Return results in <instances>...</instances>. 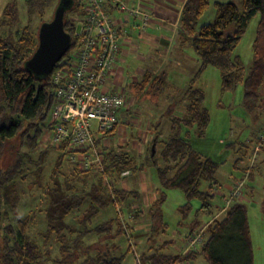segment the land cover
<instances>
[{"label": "trees", "instance_id": "1", "mask_svg": "<svg viewBox=\"0 0 264 264\" xmlns=\"http://www.w3.org/2000/svg\"><path fill=\"white\" fill-rule=\"evenodd\" d=\"M58 1L25 0L29 21H32L35 15L41 19L45 10L52 3H58ZM209 3L210 0H186L183 4L180 15L181 36L183 41L189 42L197 55L198 68L189 79L183 95L186 100L183 115L169 117V134L165 140L160 139L157 130L154 131L151 145L155 143V148L159 145V149L153 155L149 154V158H147L148 163L155 165L157 177L163 189H181L188 200L192 198L200 200V209L209 208L213 198L212 191L217 184L214 174L219 163L193 150L187 140L189 128L195 125L197 133L202 135L209 121V112L202 105L203 91L195 87L197 78L208 65H212L220 71L221 89L232 90L237 83H241L245 100L256 98L258 90L264 82V54L259 53L261 46L264 45V0H242L240 7L233 1H216L213 19L198 26ZM81 5L82 0H72L71 8L64 14V30L70 35L71 47L74 40L75 21L82 13ZM73 10L74 16H70V13L68 16L66 15L68 11L72 12ZM257 13L259 20L253 46L254 58L249 69L245 72L239 56L233 55V51L244 34L249 20ZM44 21L42 18L41 23ZM4 22L5 24L10 23L3 19L1 25ZM230 24L234 25V29L232 33L226 34L225 30ZM37 31L38 29L32 31L26 24L16 39L0 37V239L4 242L0 253L1 264H35L41 259L39 245L27 231L28 224L34 220L33 215H27L26 219L19 220L18 226L16 225L15 228L10 224H3V219L7 217L4 205L9 204L10 191L12 192L14 189L13 185H16L17 181H25L26 175H28V172L23 171L25 161L22 157L37 151L42 143V138L53 124L51 118L47 120L49 115L51 117L55 103L51 74L46 77L36 76L24 65L37 47ZM64 65H68V62L57 63L53 70ZM151 78V74H146L137 86H145ZM153 82L155 84H151V87L155 88V85H158L157 90L161 91V81L157 82L155 78L152 80ZM115 128L116 126L103 134H97L95 144H100L101 139L105 136H112ZM16 138L21 140V144L18 145V149H15L14 161L3 162L5 145ZM23 145L27 146L26 153L20 150ZM66 149V142L56 148L58 155L53 172H51L52 182L51 185L46 186L49 198L44 209H47L46 223L42 232L45 238L53 236L61 253L71 255L70 248L73 245L68 241H70L69 236H74L75 233L83 235L93 232L100 235L104 233V230L115 229V226L122 234H134L135 228H130L127 224L126 227H121L125 225V221L121 213L115 210L114 215L106 219L105 223L92 225L91 220L99 211L109 205L112 206V197L105 194H86L83 188H78L72 181L76 176L80 180L81 174H84L78 168L77 174L72 177L60 172L59 167L67 154ZM103 150V165L108 174H119L124 170L133 171L144 166V164L136 166L132 157L127 152L121 151L120 147L113 150H106L103 147ZM156 156H158L159 162ZM35 163L37 166L30 171L35 179L30 183L40 188L42 187L40 176L43 173L44 164L37 159ZM251 168L248 170V175L251 173ZM96 180L97 183L91 188L93 191L99 188L102 183L98 176ZM201 181L207 182L206 190L199 189ZM113 191L119 200L122 199L121 201L137 195L135 190L129 192L120 187ZM157 195L151 204L152 214L155 209L159 210V206L164 201V191L158 189ZM227 196H224V202ZM85 198L90 202L89 207L82 213V217L75 218L77 223V227H75L68 221L66 222V218L73 216L76 211L74 208L79 207ZM235 200L224 205L218 211L222 215L220 218H216L218 214L214 216L215 219L208 227L204 243L194 249L188 248L187 252L181 253V255H164L152 252L143 256L144 264H178L181 261L193 260L198 254L202 255L209 264H252L246 209L244 205L235 202ZM188 203H184L180 209L186 210ZM129 215H132L131 219H135L134 216H139V213L137 211ZM76 216L78 214L74 217ZM91 217L93 218L90 219ZM151 217L155 220V212ZM164 228L166 227L163 226ZM131 229L132 231H130ZM11 240L12 242H10ZM111 244L112 248H116L113 240ZM87 256L79 264H122L124 259V254L112 255L107 252L104 255L96 253L93 256L90 254Z\"/></svg>", "mask_w": 264, "mask_h": 264}, {"label": "rangeland", "instance_id": "2", "mask_svg": "<svg viewBox=\"0 0 264 264\" xmlns=\"http://www.w3.org/2000/svg\"><path fill=\"white\" fill-rule=\"evenodd\" d=\"M214 1L210 0L209 6L202 15L198 26L203 23L206 24L213 19ZM228 1H233L240 7L242 0ZM56 5L57 3H52L45 10V14L41 19L35 15L32 21H29L25 0H0V37L16 39L26 24L30 26L32 31L38 29L42 18L45 21L52 19V15L54 14L53 10ZM73 12L74 10L72 12L68 11L66 15L68 16V13H70V16H74ZM3 19L10 23L5 24L4 22L1 25ZM258 20L259 14L257 13L249 20L244 34L233 51V55L239 56L245 72H247L253 62V46L255 45L254 40ZM233 29L234 25L230 24L225 30V33L230 34ZM134 37L139 39L138 34H135ZM172 51L173 48L166 49L162 55V61H158L155 66L150 63L146 67L153 69L155 73L164 78L166 88L163 94L158 95L152 93V95H149L142 93L137 96L132 104H128L126 107V109H130L132 106L135 110V122L121 126L113 136L103 137L101 144L105 145L108 142L109 145L111 143L112 145L116 144V147H120L123 143L125 145L131 144L132 141L137 142V138L142 133L140 131H145V128L148 131L151 130L150 132L152 134L157 130L161 140H165L168 137L169 117L175 115L174 111H181L183 113L186 103V100L183 98V93H178L177 97L176 90L173 91V88L177 89V86L182 87L181 83H175L176 80H181L186 75L181 74L179 71L174 75L172 73L173 69H169V67L163 65L166 63L167 57ZM259 53L261 55L264 54V45L261 46ZM71 54V49H68L58 63L69 62ZM128 59L131 58L128 57ZM128 68H134V66H127ZM130 82H126L123 85V90L119 91L125 94L127 101L128 98L133 99L135 97L134 89ZM195 87L203 91L204 99L202 105L209 112V121L202 135L197 133L195 125L189 128L187 140L193 150L219 163L214 174L217 184L212 191L213 198L210 201L209 208L200 209V200L197 198L188 200L181 189H163L161 187L155 165L147 161L149 154H151V146L149 145L143 154V159H145L141 161L145 165L144 171L142 170L131 174L129 170H124L129 171V174L125 177L119 176L120 173H110L109 176L114 174L117 176V180L112 184L102 176L104 180L102 183L105 184L103 185L98 182V184L103 186L94 189V191L93 189H89L88 184L93 180L95 181L94 172H92V176L89 179L87 178L85 184L77 179L72 180L78 188H83L86 194H105L112 197V206L105 207L95 217L93 216L94 218H90H93L91 220L93 226L98 223H105L106 219L112 217L116 211L121 213L125 221V225L121 227L124 228L127 224L130 228H135V233L132 235L122 234L115 226V229H110L111 231L104 230V233L100 235L90 232L83 235L75 233L76 235L73 236L69 233L70 241L68 243L73 245L70 248V253L72 254H62L53 236L45 238V235L42 234L46 223L45 217L47 209H44L47 206L49 198L47 196L46 186L51 185L52 182L51 172H53L55 160L58 155L56 148L59 146H55L57 144L43 145L41 143L36 152L22 157L25 161L23 171L28 172V175H26L25 181H17L16 185L12 184L14 189H12V192L10 191L9 204L4 205L5 216L7 217L3 219V224H10L15 228L16 225L18 226L19 220L25 217L27 218V215H33L34 220L28 224L27 231L29 236L39 245L41 259L35 264H79L89 254L91 256L96 253L104 255L106 252L112 255L118 253L124 254L122 264H144L142 260L143 256H147L152 252L155 253V249L160 245L165 246L162 250L164 255H181V253H185L188 249L189 236L193 231L196 234L200 233V238H203L202 242L205 241L208 227L215 219L214 216L217 213L218 216L216 218L222 216L218 211L225 205L224 196L228 195L229 188L239 180L243 182L244 186L241 195H239V198L235 202L241 203L246 209L252 250V264H264V82L259 88L256 98L245 100L241 83H237L232 90H222L219 69L208 65L197 78ZM110 91L118 92L116 89ZM168 96L169 98H167ZM171 105H176L172 111H170L173 108L170 107ZM50 118L49 115L47 120ZM147 122H150V124H146ZM19 144H21V140L16 138V140L10 141L5 145L4 151H6L3 162L8 163L11 160L14 161L15 149L19 148ZM158 149L159 145L155 148V151H158ZM20 150L26 153L27 146L23 145ZM80 154L78 149L74 150L73 153H67L65 158L67 157L71 160L73 156L74 160H71L70 165L63 162L59 167L60 172L66 175L73 174L75 162L80 160ZM156 157L159 162L158 156ZM36 159L44 164L43 173L40 176V183L42 184L40 188L30 183L35 179L30 171L37 166L35 163ZM132 159L135 162L134 155ZM142 163L138 166H141ZM250 168L251 173L248 175ZM80 171L85 172L83 170ZM122 179L130 187H133L136 181H142L148 188H151L149 192L152 197L158 196V189L164 191V201L159 206V210L155 209V211L153 209L156 216L155 220L151 217L154 212L152 214L150 211L152 207L151 203L153 202H143L138 193L136 196H130L124 201H121L122 199L119 200L115 196L113 189L118 187L117 184ZM207 186L206 181H201L199 189L206 190ZM128 191L130 192L129 189ZM186 202H189L187 209H180ZM89 203L87 198H85L79 207L74 208L76 211L73 216L66 218V222L68 221L69 224L77 227L75 218L82 217V213L89 207ZM140 209H142L141 214L144 215L142 217L134 216L135 219H131L130 217L132 215L130 216L129 214H134ZM77 214L78 216L74 217ZM123 219H121V222H123ZM89 225H91L90 222ZM163 226L166 227L165 233L159 234ZM155 230L157 234H154ZM112 240L117 249L111 247ZM160 242L162 243L160 244ZM3 243L0 239V253L2 252ZM191 262L192 264H209L200 254L196 255ZM178 264H187V261H181Z\"/></svg>", "mask_w": 264, "mask_h": 264}, {"label": "built area", "instance_id": "3", "mask_svg": "<svg viewBox=\"0 0 264 264\" xmlns=\"http://www.w3.org/2000/svg\"><path fill=\"white\" fill-rule=\"evenodd\" d=\"M82 13L76 19L68 65L51 72L55 103L51 112L53 124L42 138L43 145L67 143V153L80 151L75 163L80 170L97 165L106 181L114 183L116 175H107L103 155L95 144V134H103L119 123V111L127 99L122 92L107 91L104 82L119 50L120 30L105 10V0H82ZM128 15L141 18L142 25L149 15L129 8ZM48 134V135H47ZM77 152V151H76ZM74 160V157H71ZM129 171L119 176L125 177ZM243 182L237 181L229 190L225 205L238 199ZM200 233L192 232L188 248L202 244ZM188 250V249H187Z\"/></svg>", "mask_w": 264, "mask_h": 264}, {"label": "crops", "instance_id": "4", "mask_svg": "<svg viewBox=\"0 0 264 264\" xmlns=\"http://www.w3.org/2000/svg\"><path fill=\"white\" fill-rule=\"evenodd\" d=\"M185 1L186 0H105V10L113 19L115 25L119 28L120 39L119 50L117 52L116 59L110 67L109 72L106 76L104 88L107 91L116 89V91L119 92L123 90V85H125L126 82L131 81L130 83L132 84V87L134 89L133 91L135 93V97L133 99L128 98L126 105L119 111V123L116 125V128L113 131L114 134H112V136L115 135L117 129L121 128V126L133 124L135 122V110L132 106L130 109H126V107L128 104H132V102L135 98H137V96L141 95L142 93L149 95H152V93L158 95L163 94L166 88L164 78L155 73L153 69L146 67L150 65V63L155 66L157 65L158 61H162V55L164 51L168 48H173V51L169 54L166 63L163 65L169 67V69H173L172 73L174 75H176V72L178 71L181 74L186 75L181 80L177 79L175 82L181 83L182 87L177 86V89L173 88V91L176 90L177 92V97L178 93H183L184 95L189 79L194 75L198 68L197 55L190 46L189 42L183 41L181 36L182 33L180 26V15ZM216 1L224 2L223 0H215L214 3ZM134 7L138 9L141 13H146L149 15V20L146 22V24L142 25L141 18L137 16L128 15V9ZM135 34H138L139 39L141 38V40L135 38ZM128 57H130L131 59H128ZM145 60H147L146 64ZM127 66H134V68L127 69ZM146 74H151L152 78L147 81L145 86H142L144 87L142 89V87L137 86V84L141 81V79H143ZM156 76L158 77L157 82L161 81L162 83L161 91L157 90L158 85H155V88L151 87V84H155V82L152 83V80L155 79ZM149 86L150 89H148ZM167 98H169V96ZM175 106L176 105H171L170 107L173 108H171L170 111H172ZM174 114L175 115L173 116L183 115L181 111H174ZM146 124H150V122H147ZM150 131L145 128V131H140V133H142L140 134V137L137 138V142L132 141L131 144L125 145L123 143L120 146L121 151L127 152L131 157L133 155L135 156L134 163L136 166L140 165L142 163L141 161L145 159H143V154L148 148V146L151 145L154 139V134H152V132ZM95 137H97V134H95ZM96 146L99 150H101V152L104 151L103 147H105L106 150H113L117 148L116 144L112 145L110 143L109 145L108 142L105 145L100 143ZM102 155L104 156L103 152ZM63 161L66 162L67 165H70L72 162L67 157H64ZM143 164L144 163H142V165ZM144 167L145 165L130 172L131 174H135L142 170L144 171ZM73 169V174H69L68 176L72 177L73 175L77 174V172H75L77 170L76 165H74ZM92 172L95 173V181L93 180L88 183L89 189H91V186L97 183V176L101 178V180L104 182V176L101 174L100 168L97 165H91L88 170H85L84 174H81L80 176V181L84 182L85 184L87 178L89 179V177L92 176ZM74 179L79 180L77 176L74 177L73 180ZM103 185H100L99 188H101ZM117 185L118 187L125 190L137 189L138 191H135H137V193L140 195L139 197H141L143 202L147 201L148 203H151L154 201V198H156L151 196L149 192V189L151 188H148L142 181H136L134 186L130 187L128 186V184L124 183L122 179L121 182ZM137 211L139 213V216L142 217L144 215L140 214L142 209ZM165 229L166 228H161L159 234L165 233ZM161 243L162 242H160V244ZM164 247L165 246L160 245L155 249L154 252L162 253ZM185 252H187V250ZM191 261L192 260H188L187 264H192Z\"/></svg>", "mask_w": 264, "mask_h": 264}, {"label": "water", "instance_id": "5", "mask_svg": "<svg viewBox=\"0 0 264 264\" xmlns=\"http://www.w3.org/2000/svg\"><path fill=\"white\" fill-rule=\"evenodd\" d=\"M72 0H59L51 20L44 21L37 31V47L26 60L25 67L36 76H49L70 47V35L64 30V14L71 8ZM155 143L151 145L154 154Z\"/></svg>", "mask_w": 264, "mask_h": 264}, {"label": "bare ground", "instance_id": "6", "mask_svg": "<svg viewBox=\"0 0 264 264\" xmlns=\"http://www.w3.org/2000/svg\"><path fill=\"white\" fill-rule=\"evenodd\" d=\"M64 23V22H63Z\"/></svg>", "mask_w": 264, "mask_h": 264}]
</instances>
